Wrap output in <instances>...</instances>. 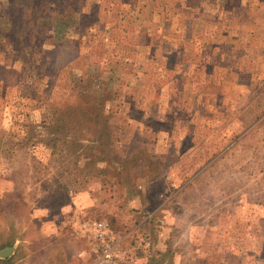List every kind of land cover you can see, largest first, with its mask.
I'll list each match as a JSON object with an SVG mask.
<instances>
[{"label":"rangeland","instance_id":"obj_1","mask_svg":"<svg viewBox=\"0 0 264 264\" xmlns=\"http://www.w3.org/2000/svg\"><path fill=\"white\" fill-rule=\"evenodd\" d=\"M263 57L264 0H0V264H264Z\"/></svg>","mask_w":264,"mask_h":264},{"label":"built area","instance_id":"obj_2","mask_svg":"<svg viewBox=\"0 0 264 264\" xmlns=\"http://www.w3.org/2000/svg\"><path fill=\"white\" fill-rule=\"evenodd\" d=\"M84 233L89 236L90 245L97 254L93 264H118V237L106 222L84 224Z\"/></svg>","mask_w":264,"mask_h":264},{"label":"water","instance_id":"obj_3","mask_svg":"<svg viewBox=\"0 0 264 264\" xmlns=\"http://www.w3.org/2000/svg\"><path fill=\"white\" fill-rule=\"evenodd\" d=\"M14 249H15L14 247H8L3 250H0V258L1 259L9 258Z\"/></svg>","mask_w":264,"mask_h":264},{"label":"crops","instance_id":"obj_4","mask_svg":"<svg viewBox=\"0 0 264 264\" xmlns=\"http://www.w3.org/2000/svg\"><path fill=\"white\" fill-rule=\"evenodd\" d=\"M243 41V39H242V36L241 37H239V38H235V40H234V43H238V42H242ZM250 43H252V39L250 40ZM252 53V52H251ZM259 60V59H258ZM264 57L262 58V60H261V62L262 63H264ZM254 63H255V61H254ZM261 63V64H262ZM253 66H255L256 68H257V64H251V67H253ZM14 252H15V249L13 250V252H12V254H14ZM11 254V255H12ZM11 255H10V257H11ZM7 258V259H0V260H4L5 262H8L9 260H11V258ZM48 264H50V262L48 261Z\"/></svg>","mask_w":264,"mask_h":264},{"label":"trees","instance_id":"obj_5","mask_svg":"<svg viewBox=\"0 0 264 264\" xmlns=\"http://www.w3.org/2000/svg\"><path fill=\"white\" fill-rule=\"evenodd\" d=\"M30 22H33V20H29ZM29 21H27V22H29ZM11 22L13 23V21L11 20ZM11 23V24H12ZM42 26H45V25H42ZM39 28H41V26L39 27Z\"/></svg>","mask_w":264,"mask_h":264}]
</instances>
